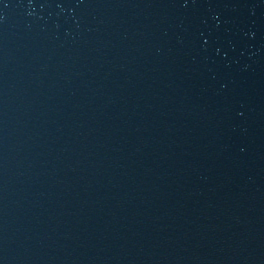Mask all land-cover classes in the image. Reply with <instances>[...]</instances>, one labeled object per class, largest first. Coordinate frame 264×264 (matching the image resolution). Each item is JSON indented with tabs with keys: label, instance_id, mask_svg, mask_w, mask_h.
<instances>
[{
	"label": "water",
	"instance_id": "1",
	"mask_svg": "<svg viewBox=\"0 0 264 264\" xmlns=\"http://www.w3.org/2000/svg\"><path fill=\"white\" fill-rule=\"evenodd\" d=\"M0 264H264V0H0Z\"/></svg>",
	"mask_w": 264,
	"mask_h": 264
}]
</instances>
